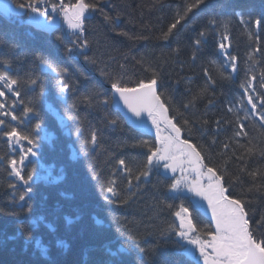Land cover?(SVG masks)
<instances>
[{
	"label": "trees",
	"instance_id": "obj_1",
	"mask_svg": "<svg viewBox=\"0 0 264 264\" xmlns=\"http://www.w3.org/2000/svg\"><path fill=\"white\" fill-rule=\"evenodd\" d=\"M66 2L74 3L75 0ZM182 3L183 0H100L97 10L91 12V16L86 19L84 32V37L89 41L87 55L99 61L96 65L87 63L75 51L71 58L65 55L64 47L71 45L74 39L67 25L65 29L58 28L56 33L50 34L36 30L21 20L11 22L0 15V41L4 42L0 44V57L12 60L10 75L24 78L26 73L35 71L43 81L48 102L62 115L67 112V115L79 117V120H67L65 126H61L47 107L40 103L36 105L38 117L30 114L19 125L22 131L28 133L35 123L40 122L48 133L47 139L42 137L39 140L37 156H30L32 160L29 157L24 166V174L35 171L33 199L30 201L32 215H43L57 227L55 235L43 224L29 233L43 237L44 244L50 248L47 257L40 255L32 245L26 247L24 237L16 235L18 224L23 222L27 225L30 217L19 212L14 195L18 198L24 187L18 178L9 174L10 169L5 161L18 157L20 153L18 146L13 150L0 135V157H3L0 160V264H160L162 260L191 264L187 258L176 256L172 245L164 244L156 234L163 223L174 219L171 215L173 210L158 211V203L162 200L179 203L166 191L165 185L170 180L153 173L147 182L141 178L139 189H133L136 194L126 204H110L103 199L99 185L91 178L90 173L92 168L99 170L102 176H108L117 168L116 162L121 158L136 173L142 168L147 151L138 146V142L142 139L154 142V135L135 131L124 124L120 114L113 110L110 99L112 91L107 88L110 84L101 76L100 68L108 73L122 72L129 86L139 79H149L152 74L150 69H155L159 73L158 83L162 85L159 90L166 92L177 107L205 88L207 69L216 83L209 86L196 100L195 106L186 113L189 119L198 122L193 129L192 142L198 146L203 145L213 163L221 161L222 145L225 142L230 143L237 155L244 151L240 145L264 147V121L258 115L264 109L256 99L257 96L264 97V89L260 87L264 82L260 77V72L264 71V0H207L206 5L190 14V17H194V23L190 27L181 29L178 25L167 41L157 39L173 21L177 6ZM209 10L229 20L226 29L229 41L225 43L230 42L231 47L224 51L237 56L238 70L228 79L221 76V72L224 76H229L231 70L223 67L226 57L218 48L219 33L210 35L199 50L194 47L193 42L198 32L206 27ZM237 11L246 20L254 22L260 19V27L257 29L252 23L245 28L235 16ZM15 15L10 14L9 17ZM105 15L112 20L106 21ZM220 31L225 29L221 28ZM249 31L254 33L251 40L248 37ZM57 35L63 37V43L57 42ZM257 43L261 51L255 53V59L259 63L253 66V72L257 76L253 82L256 91L250 92L257 108L252 110L240 84L245 82L247 54ZM36 53L69 69L66 79L74 84V88L69 89L66 103L57 99V78L49 73H39L35 68ZM212 60L216 64H212ZM248 63L251 64L250 61ZM121 65L124 66L123 69ZM94 90L102 93L101 99L109 98L107 107L99 103L89 105L81 102L83 97ZM34 95L30 87L21 88L20 99L25 103ZM74 102L76 108L72 109ZM23 107L18 103L14 109L18 117L21 116ZM229 108L233 111H228ZM246 113L248 119H244ZM108 116L120 119L121 126H108ZM4 119L7 121L9 118ZM217 120L220 121L219 125L215 123ZM203 121L208 123L201 129ZM238 123L244 125L242 131L247 136H234ZM77 128L81 129L79 137L76 134ZM93 129L98 132V143L102 148L82 154L83 140ZM213 139L215 144L211 143ZM237 140L240 145L236 143ZM72 149L75 150V157ZM230 156L231 150L224 158ZM237 165L246 167L249 171L264 169V158L257 153L244 161L233 159L229 164L230 172H235ZM115 179L121 193L126 195V174L116 171ZM241 180L242 183L235 186V193L251 186L250 177L241 176ZM136 183L133 180V185ZM11 184L16 185L15 189L9 187ZM248 199L250 204L246 208L250 215L255 219L264 217V195L250 194ZM187 204L188 201H185L186 206ZM66 216L71 217L74 223L69 225L65 220ZM96 219L102 223L97 224ZM197 220L200 226L211 224L201 215ZM126 229L131 234L142 236V246L146 249L159 244L158 253L146 255L143 262L138 259L134 250L116 257L110 256L107 248L115 251L121 244L130 247L126 243L129 234ZM55 236L62 238L67 243V248L57 247L54 243Z\"/></svg>",
	"mask_w": 264,
	"mask_h": 264
},
{
	"label": "snow or ice",
	"instance_id": "obj_2",
	"mask_svg": "<svg viewBox=\"0 0 264 264\" xmlns=\"http://www.w3.org/2000/svg\"><path fill=\"white\" fill-rule=\"evenodd\" d=\"M206 2L207 0H191V2L183 0V3L176 8L173 21L157 39L167 41L178 25L181 26V29L190 27L194 23V17H190V14L194 10L201 9V6L206 5ZM99 4L100 0H95V2L75 0L74 3L66 2V0H19V2L17 0H0V11L6 16L30 14L28 23L50 34L57 32L61 22L65 23L74 37L71 45L64 47L65 55L71 58L75 51L82 55L87 63L96 65L99 61L95 57L87 55L89 41L84 37V32L86 30L85 21L88 19L86 14L95 12ZM235 16L245 28L252 23L257 29L261 25L260 19H256L254 22L250 19L246 20L239 11L235 13ZM105 20L110 22L112 18L105 15ZM228 23L229 20L224 16H218L209 10L206 27L198 32L193 42L194 47L199 50L210 35L219 33L218 48L226 57L223 67L231 70L229 76H224V73L221 72V76L225 79L230 78V75L238 70L237 56L224 51L231 47L230 42L225 43L229 41L226 31ZM221 28L225 31L221 32ZM253 35L252 31L248 32L250 40ZM139 38L146 39V37ZM56 40L63 43L62 36L57 35ZM256 40H259L258 35ZM3 43L0 41V44ZM260 51V46L257 43L254 49L247 54L245 82L240 84L252 110L257 108V103L254 102L253 95L250 94V92L256 91L253 82L257 76L253 72V66L259 63L255 59V53ZM193 59H195V53H193ZM249 61L251 64L248 63ZM211 63L216 64V61L212 60ZM34 64L39 73H49L57 78V99L66 103L69 89L74 88V84L66 79L69 69L57 65L41 53L35 54ZM11 65V59L0 57V135L12 146L13 150L17 146L19 147L18 157L7 159L5 163L10 169L9 174L18 178L24 187V191L18 195V198L14 195L19 212L30 217L27 225L23 222L18 224L16 235L24 237L26 247L32 245L40 255L47 257L50 248L44 244L43 237L32 236L29 233L43 224L50 233L55 235L57 227L48 222L43 215L38 217L32 215L30 201L33 199L35 171L24 174V166L30 156H37L36 149L39 147V140L42 137L47 139L48 133L42 128L40 122L35 123L31 132L28 133L22 131L19 125L30 114L32 117H38L36 105L40 103L47 107L61 126H65L67 120H79V117L67 115V112L62 115L48 102V94L43 88V81L35 71L26 73L24 78H14L10 75ZM123 67L121 65L122 69ZM150 70L152 74L149 79H139L134 85L129 86L122 72L108 73L104 68L99 69L101 76L105 77L110 84L113 92L110 98L111 103L121 114L120 119L123 120V123L133 129L149 133L154 128V142L143 139L138 142V146L147 151L142 168L138 169L136 173H133L122 158L116 162L117 168L108 176H102L99 170L90 168L91 178L99 185L103 199L110 204H126L136 194L133 189H139L141 178L147 182V178L155 173L158 177L170 180V183L165 185L166 191L174 201H179L178 204H174L162 200L157 205L158 211L173 210L171 215L174 219L163 223L156 230V234L164 244L172 245L176 256L187 258L191 264H264V217L255 219L246 208L250 204L248 199L250 194L264 195V183H258V181H264V169L258 168L249 171L246 167L237 165L236 171L230 172L229 167L230 161L233 159L244 161L257 153L264 158V147L240 145L237 140L236 143L244 149L237 155L230 143L225 142L222 145L221 161L213 163L207 149L203 145L198 146L197 143L192 142L193 129L198 122L189 119L186 113L195 106L196 100L204 94L209 86L215 85L216 80L205 69L207 77L205 88L193 95L186 103L177 107L166 92L159 90L162 87L161 84H158L159 73L155 69ZM260 77L264 81V71L260 72ZM22 87H30V90L35 93L27 103L20 99ZM260 87L264 89V82ZM101 97L102 93L94 90L88 96L83 97L81 102H86L89 105L99 103L107 107L109 98L101 99ZM256 99L264 109V97L257 96ZM121 102L123 108H121ZM18 103L24 105L19 117L14 111ZM71 107L75 109L76 103L74 102ZM241 107H243L242 102ZM228 111H233V109L229 108ZM129 113L131 115H128ZM258 115L260 120L264 121V112L258 113ZM4 117L9 119L6 121ZM106 119L108 126H121L120 119L112 116H108ZM244 119H248L247 113ZM13 121L17 123L13 124ZM148 121L151 122V128L147 127ZM207 123V121H203L200 125L201 129ZM215 123L219 125L220 121L217 120ZM243 128L244 125L238 123V130L234 136H247V133L242 131ZM76 134L78 137L80 136V128H77ZM25 142L27 146H25ZM211 143L215 144L216 141L213 139ZM99 148H102V145L98 143V132L93 129L89 136L83 140L81 152L86 155L89 150L95 151ZM229 150H231L232 156L225 159ZM0 160H3V157H0ZM116 171L126 174L128 186L126 195L121 193L117 185ZM241 176L250 177L251 186L240 193H235V186L242 183ZM133 180L137 182L135 185H133ZM9 187L15 189L16 185L11 184ZM185 201H188L187 206ZM208 210L211 213L212 223L200 226L197 217ZM65 220L69 225L74 223L71 217L66 216ZM96 223L100 224L102 221L96 219ZM126 231L129 233L126 243L130 247L121 244L115 251L107 248L110 256L116 257L134 250L138 259L143 262L146 255L158 253L159 244L146 249L142 246V236L131 234L127 229ZM54 243L57 247L67 248V243L59 236H55ZM160 264H181V262L162 260Z\"/></svg>",
	"mask_w": 264,
	"mask_h": 264
},
{
	"label": "water",
	"instance_id": "obj_3",
	"mask_svg": "<svg viewBox=\"0 0 264 264\" xmlns=\"http://www.w3.org/2000/svg\"><path fill=\"white\" fill-rule=\"evenodd\" d=\"M158 84H159V83H158ZM107 88L111 89L110 86H107ZM112 94H113V92H112ZM113 108L116 109L114 106H113ZM121 108H123L122 102H121ZM124 112H126V109H124ZM128 115H131V114L129 113ZM147 127H149V128L151 127V122H150V121L147 122ZM135 130H137V131H139V132L147 133V132H145V131H141V130H139V129H135Z\"/></svg>",
	"mask_w": 264,
	"mask_h": 264
},
{
	"label": "rangeland",
	"instance_id": "obj_4",
	"mask_svg": "<svg viewBox=\"0 0 264 264\" xmlns=\"http://www.w3.org/2000/svg\"><path fill=\"white\" fill-rule=\"evenodd\" d=\"M86 15H88V14H86ZM169 175H171V174H169ZM207 213H208L209 217L211 218L210 210H208Z\"/></svg>",
	"mask_w": 264,
	"mask_h": 264
}]
</instances>
